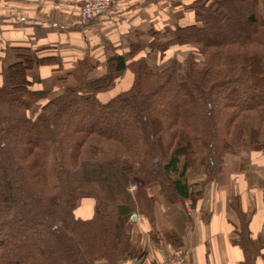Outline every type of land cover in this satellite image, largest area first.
<instances>
[{
  "label": "trees",
  "instance_id": "1",
  "mask_svg": "<svg viewBox=\"0 0 264 264\" xmlns=\"http://www.w3.org/2000/svg\"><path fill=\"white\" fill-rule=\"evenodd\" d=\"M260 2L193 0L191 24L151 32L152 42L110 57L100 77L87 79L78 65L50 99L32 89L37 75L27 76L46 59L18 50L0 85V264L138 257L130 207L149 208L147 186L168 185L184 198L186 172L209 180L236 148L264 149ZM146 45L187 52L164 67L143 56L127 62ZM124 71L130 84L110 93ZM85 198L94 212L82 219L75 210Z\"/></svg>",
  "mask_w": 264,
  "mask_h": 264
},
{
  "label": "crops",
  "instance_id": "2",
  "mask_svg": "<svg viewBox=\"0 0 264 264\" xmlns=\"http://www.w3.org/2000/svg\"><path fill=\"white\" fill-rule=\"evenodd\" d=\"M85 0H0V85L4 66L14 62L19 49H28L45 63L28 73L39 78L33 90L50 99L65 83H72L78 65L86 78L109 71V58L128 54L138 40L152 42L151 32L192 23L193 0H114L111 10L99 18L82 15ZM258 13L264 15V0ZM187 49L172 47L165 53L147 45L127 62L143 56L152 67L182 60ZM125 89L131 75L117 77ZM100 101L107 92L98 93ZM184 198L173 187L153 183L146 187L149 208L141 201L130 216L132 244L138 257L126 256L118 264H157L181 248L186 264H264V149L236 148L224 156L222 166L209 180L206 173L186 172ZM128 191V189H127ZM134 191H130L133 196ZM94 199H82L76 216L87 219ZM128 211L126 205L122 206ZM96 264H110L97 259Z\"/></svg>",
  "mask_w": 264,
  "mask_h": 264
},
{
  "label": "built area",
  "instance_id": "3",
  "mask_svg": "<svg viewBox=\"0 0 264 264\" xmlns=\"http://www.w3.org/2000/svg\"><path fill=\"white\" fill-rule=\"evenodd\" d=\"M114 0H85L82 6V12L86 19L99 18L106 15L112 8ZM137 188L136 183L128 185V191H134ZM157 264H186L183 250L175 248L170 257Z\"/></svg>",
  "mask_w": 264,
  "mask_h": 264
},
{
  "label": "rangeland",
  "instance_id": "4",
  "mask_svg": "<svg viewBox=\"0 0 264 264\" xmlns=\"http://www.w3.org/2000/svg\"><path fill=\"white\" fill-rule=\"evenodd\" d=\"M138 185V183H136Z\"/></svg>",
  "mask_w": 264,
  "mask_h": 264
}]
</instances>
